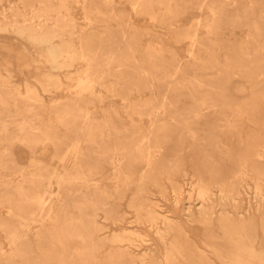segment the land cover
<instances>
[{
    "label": "bare ground",
    "instance_id": "1",
    "mask_svg": "<svg viewBox=\"0 0 264 264\" xmlns=\"http://www.w3.org/2000/svg\"><path fill=\"white\" fill-rule=\"evenodd\" d=\"M121 2L172 44L142 46ZM0 34L43 70L0 67V264H264V132H237L264 103V0H0ZM235 74L248 96L229 95Z\"/></svg>",
    "mask_w": 264,
    "mask_h": 264
},
{
    "label": "rangeland",
    "instance_id": "2",
    "mask_svg": "<svg viewBox=\"0 0 264 264\" xmlns=\"http://www.w3.org/2000/svg\"><path fill=\"white\" fill-rule=\"evenodd\" d=\"M102 2L104 4L107 2V0H102ZM120 4H119L120 7L126 10V12L128 13L130 20L134 24V26H136L137 28H140L141 30L149 31L151 33L150 35L144 36L142 38L141 40L142 46H146L149 38H152L154 44H159V43H162L165 45L172 44L171 39H170L171 34L168 33L167 29L154 25L152 21L149 19V17L136 13L132 9V7L126 2H121ZM74 7L75 8H74L73 14L76 18V22L80 26H83L84 24L83 13L79 9L78 4L74 5ZM179 20L180 22L178 24H181L183 28H188L192 26L193 24H196L195 22L201 20V18L197 16L193 10H188L186 13L182 14L179 17ZM113 25L115 26V24ZM159 32H161V34H158ZM242 36L244 35H241V33H236L235 37L241 38ZM0 39L4 40V43L6 44L5 50L3 49L4 46L3 48L2 47L0 48V67L5 68L6 65L4 64V62L10 61L12 62L11 70L13 71V74L15 75V79L18 81L19 84H22L24 80H29L31 84L36 85L34 78L38 77L43 72V70H41V62H37L38 64L33 63L30 66H27L29 63H31V59L33 58V56H35L33 53V50L30 49V46L26 44L25 41L16 37L13 34H0ZM175 50L178 56L180 57V59L182 60H186L187 57L189 56L188 46L185 43L176 44ZM70 84H71L70 82H66L65 86L69 88V90H72L73 86H71L72 84L71 85ZM38 88L40 89V86ZM69 90L61 88L60 90H55L52 93L50 92L45 93L41 91L40 94L44 101L45 107L43 108L37 107L35 108V110L38 113L43 114V115L50 114L55 104L61 101L71 99L72 96L69 93ZM227 90L230 96L237 97V98H241L242 96H245V95L248 96L250 94L249 84L245 83L244 80L240 78V75H236V74L231 78L230 83L227 87ZM140 95L141 96L143 95L144 98L150 97L149 92L140 93ZM131 97L134 98L136 96L133 95ZM113 99L118 100V98H115V97ZM257 104H258L257 106H259L260 108V111L257 113V117H256L257 120H255L256 124L248 120L246 116H243L240 118V121H239L240 128L238 129L237 132H264V103L259 98V101ZM33 106H36V105H33ZM90 107L91 106H89V108ZM25 114L27 115L29 114V112H25ZM33 119L38 122V119L36 117H33ZM149 125L150 123L148 122L143 123L144 127H148ZM13 149H14L15 155L17 156V159L20 162V164L24 167H28L30 165L31 158H32L31 153L28 150V148H26L22 144L15 143L13 146ZM51 153H52L51 147L48 146L46 150L40 149L36 153V156L39 158H42L45 161H48ZM1 172L2 170L0 169V173ZM53 188L55 189L56 185H54ZM0 215L6 218L7 209L0 207ZM2 242H4V244L6 243L4 240H2ZM140 245L141 246L138 247V251H142V244ZM7 248L8 247H6V249Z\"/></svg>",
    "mask_w": 264,
    "mask_h": 264
}]
</instances>
